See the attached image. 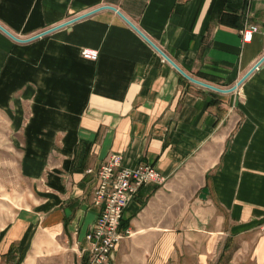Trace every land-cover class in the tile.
<instances>
[{
    "label": "crops",
    "instance_id": "0c3cea01",
    "mask_svg": "<svg viewBox=\"0 0 264 264\" xmlns=\"http://www.w3.org/2000/svg\"><path fill=\"white\" fill-rule=\"evenodd\" d=\"M107 6L222 89L264 57V0H0V25L19 39L100 9L29 42L0 28V117L33 196L3 229L1 256L69 250L88 264L96 173L116 153L167 180L125 209L130 235L109 264H238L251 235L264 264V62L233 92L206 88ZM245 24L259 26L248 42Z\"/></svg>",
    "mask_w": 264,
    "mask_h": 264
},
{
    "label": "built area",
    "instance_id": "2783aa9c",
    "mask_svg": "<svg viewBox=\"0 0 264 264\" xmlns=\"http://www.w3.org/2000/svg\"><path fill=\"white\" fill-rule=\"evenodd\" d=\"M257 32L259 26L245 24L241 29L243 41H250ZM81 55L92 61L99 58V52L90 48L83 49ZM96 174L94 203L100 208V214L85 237L86 253L88 264H109L121 241L130 235V231L122 232L125 209L142 187L163 185L167 179L152 166L124 167L122 155L116 153L100 166Z\"/></svg>",
    "mask_w": 264,
    "mask_h": 264
},
{
    "label": "rangeland",
    "instance_id": "374dc122",
    "mask_svg": "<svg viewBox=\"0 0 264 264\" xmlns=\"http://www.w3.org/2000/svg\"><path fill=\"white\" fill-rule=\"evenodd\" d=\"M17 160L18 153L10 144L6 121L0 117V235L20 208L26 207L33 200L30 185L19 176ZM258 237L251 235L249 239L236 245L238 264H254L252 248ZM9 263L13 264L15 261H7L0 254V264ZM33 264H75V260L69 250H51L43 256L40 254Z\"/></svg>",
    "mask_w": 264,
    "mask_h": 264
},
{
    "label": "water",
    "instance_id": "95a60500",
    "mask_svg": "<svg viewBox=\"0 0 264 264\" xmlns=\"http://www.w3.org/2000/svg\"><path fill=\"white\" fill-rule=\"evenodd\" d=\"M103 8H108V9H112L113 11H117V13L123 17L125 19V21H127V23H129L143 38L146 39V41H148L167 61H169L183 76H185L188 80H190L191 82L195 83V84H198V85H201V86H204L206 88H209V89H212V90H215V91H218V92H221V93H230V92H233L235 91L239 86H241L243 84V82L264 62V57L237 83V85H235L234 87H232L231 89H222V88H219V87H216L214 85H211V84H208L206 82H203V81H200L198 79H195L193 78L192 76H190L189 74H187L185 71H183L174 61H172V59L167 55L165 54L157 45H155L144 33H142L131 21H129L120 11H118L115 7H103ZM100 10V9H98ZM98 10H95V11H92L86 15H83L81 17H78L76 19H73L63 25H60V26H57V27H54L48 31H45L41 34H38V35H35L31 38H28V39H19L17 38L16 36H14L13 34H11L9 31H7L6 29H4L1 25H0V28L5 32L7 33L10 37H12L13 39L17 40V41H20V42H29V41H32V40H35L39 37H42L48 33H51L57 29H60L64 26H67L71 23H74L75 21H78L79 19L81 18H85L95 12H97Z\"/></svg>",
    "mask_w": 264,
    "mask_h": 264
},
{
    "label": "trees",
    "instance_id": "16d2710c",
    "mask_svg": "<svg viewBox=\"0 0 264 264\" xmlns=\"http://www.w3.org/2000/svg\"><path fill=\"white\" fill-rule=\"evenodd\" d=\"M7 261H15L14 264H21L23 261L22 255L19 256L16 248L12 247L7 254H5Z\"/></svg>",
    "mask_w": 264,
    "mask_h": 264
}]
</instances>
